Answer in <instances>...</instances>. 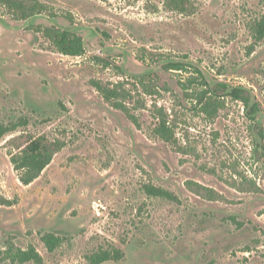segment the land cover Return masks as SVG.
Returning <instances> with one entry per match:
<instances>
[{"label":"rangeland","instance_id":"374dc122","mask_svg":"<svg viewBox=\"0 0 264 264\" xmlns=\"http://www.w3.org/2000/svg\"><path fill=\"white\" fill-rule=\"evenodd\" d=\"M40 1L46 9L25 20L0 5V121L20 124L0 140V264L31 245L44 264H97L102 251L100 264H264L253 122L231 97L206 115L183 86L201 87L188 81L195 66L252 89L264 127V38L252 31L264 0H187L184 11L167 0ZM48 29L81 36L85 52L63 53ZM171 61L190 66L165 69ZM22 133L64 142L29 184L8 155ZM146 184L178 200L149 196ZM48 232L62 237L53 252Z\"/></svg>","mask_w":264,"mask_h":264},{"label":"trees","instance_id":"16d2710c","mask_svg":"<svg viewBox=\"0 0 264 264\" xmlns=\"http://www.w3.org/2000/svg\"><path fill=\"white\" fill-rule=\"evenodd\" d=\"M168 5H172L175 9L184 11L187 0H167ZM0 5L4 6L9 13L18 19H29L34 17L46 9V5L40 0H0ZM47 35L55 41L59 49L67 55H82L85 52L84 40L81 36L64 29L58 30L55 34L53 30H46ZM253 35L256 39L264 38V13L254 21L252 26ZM190 64L183 61H171L164 64L167 70H186ZM195 73L188 78L189 84L198 83L199 88H190L188 93L185 84L184 90L186 94L194 96L197 105L201 111L208 116H215L217 111L224 106L223 99L231 97L234 100L241 101L245 108L246 116L253 122V128L258 137V151L261 152L264 160V127L258 122V114L260 113V104L257 101L252 89L242 85H231L221 80H209L204 74L194 66ZM107 97L118 96L120 94L117 89H103ZM162 116H164L162 114ZM20 124H5L0 121V140L11 131H15ZM166 118L160 120L158 132L164 134L167 130ZM11 147L8 149V155L16 170L19 171L20 180L24 184H29L38 178L43 170L51 163L54 155L59 152L64 142L54 139L51 140L45 135L22 133L14 136L9 140ZM145 191L149 196L161 197L164 199L177 201L178 197L171 191L152 184H146ZM191 189L199 195H203L209 199H215L216 193L200 184L192 183ZM9 203V199L0 196V204ZM46 247L50 252L56 250L62 243V237L52 232L45 233L42 236ZM7 255L11 259L12 264H23L33 261L38 264H44V258L41 253L33 245L26 249L10 248ZM109 253L102 251L91 256V259L100 264L109 259Z\"/></svg>","mask_w":264,"mask_h":264}]
</instances>
